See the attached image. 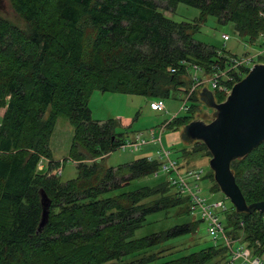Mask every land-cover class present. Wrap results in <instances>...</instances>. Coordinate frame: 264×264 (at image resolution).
Returning a JSON list of instances; mask_svg holds the SVG:
<instances>
[{"label":"trees","instance_id":"1","mask_svg":"<svg viewBox=\"0 0 264 264\" xmlns=\"http://www.w3.org/2000/svg\"><path fill=\"white\" fill-rule=\"evenodd\" d=\"M158 1L172 14L184 4L197 9L199 17L176 22L152 0H10L25 29L0 16V264L228 263L222 243L178 257L162 251L140 256L196 233L203 222L192 218L134 238L151 214L186 206L190 215L189 199L171 193L167 181L126 191L133 181L158 173L160 162L141 157L107 167L105 158L138 134L132 127L120 128L115 119L93 120L88 105L94 91L155 100L178 89L187 94L192 83L184 77L194 67L204 75L215 65L227 71L230 60L194 34L211 16L232 23L238 36L254 45L264 33V0ZM248 72L231 70V81L221 79V84L231 89ZM214 96L222 102L226 94ZM197 100L193 93L187 115L174 116L166 127L176 130L195 119ZM61 117L73 128L68 159L77 164L76 178L65 183L52 174L60 163L49 146ZM192 145L193 152L210 159L202 143ZM231 170L247 204L264 201V142L232 162ZM40 190L50 204L48 221L37 233ZM223 226L251 248L259 243L256 251L264 254L263 215L234 211ZM128 258L134 260L125 262Z\"/></svg>","mask_w":264,"mask_h":264},{"label":"rangeland","instance_id":"2","mask_svg":"<svg viewBox=\"0 0 264 264\" xmlns=\"http://www.w3.org/2000/svg\"><path fill=\"white\" fill-rule=\"evenodd\" d=\"M157 3L160 10L166 15L172 18L176 22H189L199 17V11L195 8L188 7L184 4H178L175 12L172 14L170 10H165V3L158 0H152ZM0 16L8 20L10 23L18 26L21 29H25L26 25L21 18L13 11L10 0H2V8L0 9ZM228 36V40L224 41L223 36ZM194 39L207 46L215 48L219 52V56H226L230 60L231 57L236 59L246 58L254 56V64L264 62V46L260 40L256 41V44H249L248 41L241 39L235 32L232 23L221 24L218 23L216 18L207 16L204 22L201 23L199 30L194 34ZM260 55V56H259ZM253 66V65H251ZM248 68V67H247ZM249 69V68H248ZM204 75V74H203ZM207 75V74H206ZM245 76V75H244ZM243 76V77H244ZM202 78L201 74L192 70L189 72V76H185L184 80L191 81L190 89L193 88L195 78ZM205 87L214 92L211 86ZM189 89V90H190ZM186 93L183 89L174 90L172 94L165 99H162L164 103V111H153L150 108V103L155 102V98L137 96V95H124L120 93H102L100 91H94L89 98V108L91 110V116L96 121H106L108 119H115L117 124L120 125V120L136 119L133 121L132 129L134 134H141L143 137L150 141L151 152H149L148 144L143 149L136 152L131 150L117 149L112 151L105 158V165L110 168H118L120 166H126L136 159L144 157V155L150 153L148 159L158 160V151L160 150V144L154 143L150 138L151 129H155L159 126L166 125L174 116L182 118L187 115L185 110L180 111L183 107ZM197 97V96H196ZM226 98V97H225ZM199 101V98L198 100ZM197 110L194 114V118L202 119L206 115L205 122H209L212 119L213 109L207 108L201 102H197ZM201 103V104H200ZM193 104L191 101H187L186 105ZM4 110L0 109V117ZM120 129V128H119ZM182 127H176V130L172 126L165 127L162 133V146L170 152V157L176 159L179 166H181L180 172L183 174V178L190 184V187L199 192V196L207 202H213L217 200L224 201V205L227 208L225 212H219V219L223 225H226L227 215L232 214L235 209L231 202L218 190L214 188L213 173L209 168V156L204 152H193V143L187 144L181 140L180 134ZM73 134V128L65 118H59L54 126L53 133L50 138V150L52 159L60 163L61 170L59 179L62 183L75 179L77 176V164L68 159V150L71 145V138ZM128 137H132V132ZM264 142V141H263ZM262 142V143H263ZM45 160L40 162L38 168L41 169L45 164ZM161 165L158 173L146 176L140 180L132 182V185L126 188L127 190L139 188L144 185H154L158 182H166L169 175L163 172ZM189 171L200 172L199 179L196 181L192 176L187 175ZM54 172L52 174L54 175ZM173 177V174H171ZM211 176V177H209ZM175 190H171V193ZM184 207V208H183ZM174 208L169 212H161L151 214L146 218L144 225L134 232V238H142L150 236L155 233H159L174 227L192 221V217L185 211L186 206ZM233 208V209H232ZM241 235L238 239H242ZM221 244L218 241L217 245ZM210 236L206 231V225L204 223L199 224V229L192 235L183 236L168 242L163 246H159L154 250L141 254H155L162 251L160 255L166 256L175 254L173 257L189 254L190 252H197L203 248L213 246ZM140 256H137L139 258ZM136 258V257H135ZM125 262L134 260V258L125 259ZM227 264H232L230 261ZM233 264H240L235 262Z\"/></svg>","mask_w":264,"mask_h":264},{"label":"water","instance_id":"3","mask_svg":"<svg viewBox=\"0 0 264 264\" xmlns=\"http://www.w3.org/2000/svg\"><path fill=\"white\" fill-rule=\"evenodd\" d=\"M2 0H0V9ZM199 101L213 109L212 119L195 118L181 131L187 144L202 143L210 154L209 168L219 191L231 202L236 213L264 216V201L247 204L231 170L232 162L242 159L264 141V63H256L235 83L222 102L211 90L198 92ZM42 213L37 233L48 221L50 201L40 190Z\"/></svg>","mask_w":264,"mask_h":264},{"label":"built area","instance_id":"4","mask_svg":"<svg viewBox=\"0 0 264 264\" xmlns=\"http://www.w3.org/2000/svg\"><path fill=\"white\" fill-rule=\"evenodd\" d=\"M223 40L227 41L228 36L224 35ZM260 42L264 46V33L260 36ZM253 62L254 56L246 58L243 57L239 60L230 58V67L227 69V71H222L219 69L218 65H215L213 67L212 73L208 75H203L199 68L194 67V72L201 74L202 78L197 77L193 79L194 86L186 94L183 107L180 108V111L188 110L186 102L189 101V98L191 95H193V93H196V96L198 97V92L205 87V84H207L206 86H208V84L211 86V89L214 90L213 94H215V92H223L227 96L230 89H228L226 85L221 84L220 80L225 79L226 81H231V77H228L229 71L247 67L250 69L252 67L251 65H254ZM150 108L153 111H164L165 109L162 100L151 102ZM165 127L166 125H162L155 129H151L150 138L154 143L160 144L158 160L161 165L160 170L169 175L167 182L176 192L189 199L190 216L193 219L202 221L206 225V231L210 236L214 246H217L218 241H220L222 245L227 248L229 254L228 262L230 261L232 264L235 262H239L240 264H264V254L261 255L257 253L258 251H256L260 246L259 243H256V246L258 247L257 249L251 248L243 240L234 239L231 235L226 233L218 214V211H227L224 201H205L199 196L197 189L193 190L186 179L183 178V174L180 172L181 166H179L176 159L170 157V152L162 146V133ZM149 142L146 141L141 134H138L133 140L126 141L125 143L121 144L118 149H128L132 152H136ZM60 173L61 170H56V172H54V174L58 176H60ZM200 173L201 171H189L187 172V175L192 176L197 181L199 179ZM171 174H173V177Z\"/></svg>","mask_w":264,"mask_h":264},{"label":"crops","instance_id":"5","mask_svg":"<svg viewBox=\"0 0 264 264\" xmlns=\"http://www.w3.org/2000/svg\"><path fill=\"white\" fill-rule=\"evenodd\" d=\"M120 121H121V124L119 125V127L122 128V129H126L128 127H132V125H133V119L126 118L125 120H120ZM101 122H103V121H101ZM133 136H134V134H132V137ZM132 137H129V138H132ZM146 141H148V140H146ZM149 143H148V147H149V150H150L149 152H151V146H149L151 144H149ZM143 147H145V146H143ZM143 147L141 148V150L143 149ZM149 152H148V154L144 155V157H149L150 156Z\"/></svg>","mask_w":264,"mask_h":264}]
</instances>
